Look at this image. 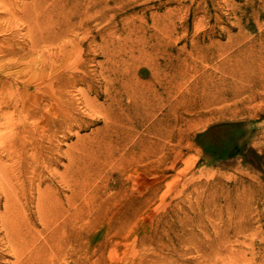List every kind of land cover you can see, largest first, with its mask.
<instances>
[{
  "label": "rangeland",
  "instance_id": "374dc122",
  "mask_svg": "<svg viewBox=\"0 0 264 264\" xmlns=\"http://www.w3.org/2000/svg\"><path fill=\"white\" fill-rule=\"evenodd\" d=\"M0 264H264V0H0Z\"/></svg>",
  "mask_w": 264,
  "mask_h": 264
},
{
  "label": "bare ground",
  "instance_id": "6f19581e",
  "mask_svg": "<svg viewBox=\"0 0 264 264\" xmlns=\"http://www.w3.org/2000/svg\"><path fill=\"white\" fill-rule=\"evenodd\" d=\"M91 14V13H90ZM103 15V12H102ZM91 17L87 15L86 18ZM90 19V18H89ZM133 105V104H132ZM131 103L127 104L126 110L117 123L110 121L107 128V133L110 134L109 141L117 142L120 146L126 150V155H130L134 152V150L139 147L143 143V136L139 135L138 138L134 139L130 137V134H150L154 133V131H160V134H164L165 132V117H161L159 119H151L150 117L146 120L136 121L132 117V113L130 112V108H133ZM133 119V121H132ZM116 136L113 138V136Z\"/></svg>",
  "mask_w": 264,
  "mask_h": 264
},
{
  "label": "crops",
  "instance_id": "0c3cea01",
  "mask_svg": "<svg viewBox=\"0 0 264 264\" xmlns=\"http://www.w3.org/2000/svg\"><path fill=\"white\" fill-rule=\"evenodd\" d=\"M221 128L224 129L225 127L222 125L211 126L206 130L197 133V143L203 150L206 151V153H208L212 157H217L221 155L220 152L218 151L219 149L218 143H220L221 141L220 138L216 137L215 135L220 133V131L222 130ZM211 137H212V149H210V146L208 144V139H210Z\"/></svg>",
  "mask_w": 264,
  "mask_h": 264
}]
</instances>
